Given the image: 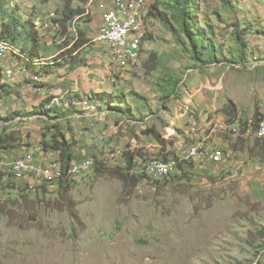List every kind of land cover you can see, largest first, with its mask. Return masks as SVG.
I'll list each match as a JSON object with an SVG mask.
<instances>
[{
    "label": "rangeland",
    "instance_id": "obj_1",
    "mask_svg": "<svg viewBox=\"0 0 264 264\" xmlns=\"http://www.w3.org/2000/svg\"><path fill=\"white\" fill-rule=\"evenodd\" d=\"M104 1L112 0H74L73 9L84 17L62 24L59 13L68 0H6L37 25L43 57L26 64L12 45L9 58L0 59V134L5 129L20 137L19 154L28 146L47 153L42 142H51L59 128L74 156L69 167L91 165L69 180L67 192L51 165H62L52 150L48 162L30 157L42 169L36 179L11 182L0 175V264H264V139L253 131L259 115L264 119V0H227L229 6L189 0L185 13L183 0H150L139 57L125 69L118 67L111 45L97 41ZM240 4L248 8L233 11ZM236 29L247 36L242 57L231 34ZM185 30L211 39L212 47L194 59ZM83 33L89 41L77 53L83 68L100 65L99 56L88 58L96 50H109L116 63L113 68L106 62L108 75L91 77L94 92L68 93V78L47 84L43 102L40 92L20 89L46 86L49 80L33 63L54 71L64 43L73 44ZM2 61L23 73L31 69L22 78L34 83L1 87L12 80ZM83 100H94V108L68 104ZM38 107L44 114L26 116ZM14 112L24 116L6 123ZM204 137L223 148L230 163H213L210 158L222 150L204 152L202 142L196 143ZM195 146L198 155L188 158ZM126 151L143 155L129 168L141 178L136 186L113 174L128 170ZM167 156L192 160L194 167L183 163L164 179L137 172Z\"/></svg>",
    "mask_w": 264,
    "mask_h": 264
},
{
    "label": "trees",
    "instance_id": "obj_2",
    "mask_svg": "<svg viewBox=\"0 0 264 264\" xmlns=\"http://www.w3.org/2000/svg\"><path fill=\"white\" fill-rule=\"evenodd\" d=\"M74 0H68V5H66V9L61 11L62 13H59L62 17L60 23H72L75 19L84 17V11H81L80 9H73L72 2ZM222 2L220 3H226L228 6L230 3H228L227 0H220ZM191 1L189 0H183L181 5V12L185 13L186 9L188 8L187 5ZM170 3V1H169ZM10 4L6 2V0H0V41H5L10 43V45H13L16 49L19 50L17 57L23 58L28 63V60L32 59H38L39 57H43L42 55V37L40 36V33L38 31V27L35 23H32L29 19H23V17L19 13V9L14 8L12 9L9 7ZM242 8H245L244 6H241ZM240 9L238 5L233 6V11H236ZM216 19L219 21L220 17L217 14V11L213 14ZM201 17V16H200ZM202 18V17H201ZM237 18V17H236ZM186 24V23H185ZM187 25V24H186ZM245 30V29H244ZM212 33V31H210ZM214 32V31H213ZM185 33L187 34L189 40H190V46L193 53V58L197 59V54L200 50H205L207 47H212V40L211 39H204L202 36H191V33L189 30H185ZM233 39L237 43V45L240 47L239 55L242 57L244 56L245 51L247 50L248 41L247 36L245 33L244 36H240L238 29L231 32ZM218 40H216L215 44L213 45V48L217 47ZM89 45V41L85 38L84 33L77 37V39L74 41L73 44L71 43H64L65 48H61L64 51H59V54L56 56H61L59 59H57V63L59 67L56 68H63L68 66L69 69H75L79 66L84 65L83 60H79L77 57V53L81 51V49L86 48ZM20 46V47H19ZM20 49H19V48ZM216 50V49H214ZM55 57V58H56ZM63 62L62 64L60 62ZM54 68V69H56ZM1 72V67H0ZM174 87V89L177 88L179 82L175 81L174 83H171ZM5 87V86H1ZM6 90V88H3ZM10 92V91H9ZM104 96H108L104 94ZM40 111H33L30 113V115H41L44 114V107L38 108ZM37 110V109H36ZM21 116L19 112L12 113V116L5 119L6 123L13 121L15 117ZM259 115V118L256 119L254 122L253 131H256L259 127L258 124L261 122V118ZM58 128V127H54ZM60 129L58 128V133H55L52 135V141L49 143H46L45 141L42 142L44 149L46 152L49 150H52L54 152H57L59 154L58 160L62 163V171L64 172L66 169L69 168L70 164L74 161L73 153L71 152V147L69 143L66 140L65 135H62L60 132ZM60 133V134H59ZM149 134H152L156 137L157 141L160 142V144L163 146V149H165L166 142L161 140L160 136L155 131H150ZM61 140H60V139ZM20 137L19 138H13L11 135L7 133L5 129H3L2 133L0 134V155H2L3 152L9 151L13 148H16V145L19 144ZM18 146V145H17ZM142 154H137L136 152L126 151L124 153V160L128 165V170L125 169H117L113 171V174L117 176L121 181L124 182V184H130L133 186H136L141 178L139 174H136L135 172L129 171V168L133 165V162L138 157H142ZM167 157H164V159H167ZM183 163H190L192 167H194V162L182 160L178 165V170L182 167ZM0 175H4V171L0 170ZM11 177H8L7 179L11 181ZM71 178L66 177L65 175L62 177H59V180H61L60 185L63 187V189L67 192L69 187V180ZM13 182V181H11Z\"/></svg>",
    "mask_w": 264,
    "mask_h": 264
},
{
    "label": "crops",
    "instance_id": "obj_3",
    "mask_svg": "<svg viewBox=\"0 0 264 264\" xmlns=\"http://www.w3.org/2000/svg\"><path fill=\"white\" fill-rule=\"evenodd\" d=\"M238 6L240 8L238 10H241V11L244 9L241 6H244V7L246 6L247 7V5H245V4H240ZM96 46H98L100 48V50L102 48L106 47L105 45H101L99 43H96ZM94 55L99 56L100 58H102L101 60H95V61L100 62V65L99 64L98 65L97 64L96 65H91V62H90V63H88L86 68H83L84 66H79V67H77L75 69H69L68 66H66V67H63V68H56L54 71H48V70H45L46 67H43L44 64H46V63H42V62L41 63H36L35 62L33 64H35L34 66H36V70H38V72L44 73L49 81H45L43 75L42 74H40V75L38 74L37 76H40V78L42 77V80L40 82L45 81L46 86H43V87L39 86V88H38V86L35 85V84L33 86H31V85L30 86L23 85L20 89L21 90H25L26 88H28L29 90L32 89L35 92H40L39 96H41V95L43 96L41 98V102H43L44 99L49 96V95H47V93L49 92L47 84L56 85V84H58V82L60 80H64V79L68 78L71 81H73L72 82V89L69 90L68 93L75 92L76 96H78V95H83V92L85 94L87 93V91L90 92V93L94 92L95 91L94 90L95 89V83H94L95 81H92L91 77L94 76V78H98V77H101V76L104 77L105 74L108 75L110 71H108L109 67H108L106 62H109L110 64H112L113 68L116 67V63H115V61H114V59L112 57V54H111V52L109 50L108 51L96 50L94 54L88 55V58H91ZM14 65H16V64H14ZM102 66H105V67L101 68ZM65 68H67V69H65ZM79 70H81V71H79ZM30 71H31V69H25V71H24L25 75H27V76L28 75L29 76L32 75L30 73ZM25 75L23 77H26ZM58 75L60 76L59 79H57ZM25 81H26V79H24L22 77H16V78H14L12 80H6L5 81V87L13 88L14 85L19 84V83H24ZM26 82L31 83L33 81L32 80H27ZM7 88H6V91L9 92V90ZM9 94H12V92H10ZM102 94H106V93L104 92ZM41 102L39 103L40 105H41ZM71 103L75 104L77 106H82V107H79V108L90 110V109L94 108L93 104L96 103V102L94 100H91V101L83 100V101H72V102H70L68 104H71ZM35 104L36 103H34V105ZM50 106L51 105L49 104L48 107H50ZM31 112H33V111H31ZM19 113H20L21 116H18V117L24 116L23 113H21V112H19ZM30 113H28L26 116H35V115H30ZM86 114L88 115L89 113L87 112ZM191 132H194V130H192ZM194 138H195V136H193L191 138L190 142L186 146L187 147L186 148L187 151H188L190 146L194 145V143H195V141H193ZM205 138L206 137H204L201 141L200 140L196 141V143L202 142L203 151L204 152H212L213 149H216V148L217 149H221L225 153V157H224V160H225L226 152L224 151V149L221 148V147H214L215 145L210 146V140L204 141ZM16 149H17V147L2 153L4 158H5V167H6V169H8L18 157L24 156V155H26V159H28V160H30V157L35 159L36 161H39V162H41V161L42 162H46V161L48 162L49 160H51V159H49L50 158L49 156L51 154H49L48 152L47 153L40 152V151H38L37 148H35L33 146L24 147L22 149V153L21 154H19ZM186 155H187V153H186ZM225 163H230V162H227L225 160L224 164ZM0 170L4 171V169H2V168Z\"/></svg>",
    "mask_w": 264,
    "mask_h": 264
},
{
    "label": "built area",
    "instance_id": "obj_4",
    "mask_svg": "<svg viewBox=\"0 0 264 264\" xmlns=\"http://www.w3.org/2000/svg\"><path fill=\"white\" fill-rule=\"evenodd\" d=\"M149 2L150 0H147V2L126 0L125 10H118V0L104 1L102 3L101 12H108V19H102L98 32H108V39L106 41L111 42V46H117L118 51L119 45H126V52H121V61H118L119 68L125 69L131 63L135 62L137 37H133V30H138V27L141 26V13ZM7 58H9L8 53L0 52L1 60H7ZM5 65L7 78L14 79L24 76V73L18 67ZM258 126L264 129V122L259 123ZM224 157L225 153L222 151V155H214L210 159L215 164H221L224 161ZM0 168L4 169L5 177H21L25 180L36 179L39 177V174H42V172L33 171V160L26 159V155L18 157L6 169L5 158L2 154L0 155ZM56 169L62 170V167H56ZM51 170L46 169L45 172H51Z\"/></svg>",
    "mask_w": 264,
    "mask_h": 264
},
{
    "label": "bare ground",
    "instance_id": "obj_5",
    "mask_svg": "<svg viewBox=\"0 0 264 264\" xmlns=\"http://www.w3.org/2000/svg\"><path fill=\"white\" fill-rule=\"evenodd\" d=\"M146 1L147 0H140V2H146ZM125 9H126V0H118V10H125ZM102 19H108V12H103ZM141 21H142L141 26L138 27V30H133V37H137L136 39L137 52L135 54V60L139 57V53L142 47V41L145 35L146 6L143 12L141 13ZM107 39H108V32H100L97 37V41H99L100 43H107L111 45V42L106 41ZM111 47L113 49L114 57L121 60V52H126V45H119V51L117 50V46H111ZM12 48L13 47L12 45H10V43L5 41H0V52L8 53ZM262 122H264V119L262 120ZM255 134L257 138L264 139V129L258 127ZM191 150L192 152L189 154L188 158H193L194 156L198 155L195 154L198 150V146L193 147ZM214 155H221V153H215L213 154V157ZM136 162L137 160H135V163ZM179 163L180 161L177 158H172V157H168L167 159L164 158L153 159L151 161L146 162L145 165H143V169H140L137 172L147 173L150 176H155L157 178L164 179L172 175V171L178 168ZM51 165H53L55 169L56 167H60L59 163H52ZM90 165H91L90 162H86V161L80 163L78 162L75 165L66 169L64 172L60 169H56V172L59 177L61 176L63 177L65 175L68 178H73L75 176L81 175L83 171H85V169L90 167ZM33 171L42 172V169L33 163Z\"/></svg>",
    "mask_w": 264,
    "mask_h": 264
}]
</instances>
